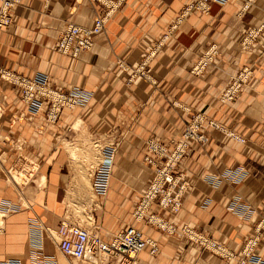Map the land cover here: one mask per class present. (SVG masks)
I'll use <instances>...</instances> for the list:
<instances>
[{"label":"crops","instance_id":"0c3cea01","mask_svg":"<svg viewBox=\"0 0 264 264\" xmlns=\"http://www.w3.org/2000/svg\"><path fill=\"white\" fill-rule=\"evenodd\" d=\"M195 1L124 0L105 35L76 59L56 47L68 23L93 26L95 11L88 0H22L14 10L12 25L0 31V70L91 97L83 108L66 109L58 123L49 124L45 101L28 106L21 92L0 78V205L18 208L0 227V260L29 263L32 219L42 224L36 235H42L44 255L58 259V227L73 204L68 195L81 191L66 165L72 160L55 147L61 135L67 147L78 125L95 144L104 137L117 140L108 195L92 213L105 241L133 225L159 244L155 255L151 247L144 250L138 264H237L134 218L153 177L154 167L145 160L147 141L154 138L171 150L191 115L202 112L246 143L226 135L211 138L204 147L192 143L176 169L179 186L187 185L181 211L172 215L155 204L149 214L179 229L188 226L239 256L264 219V0H209L206 14L190 9ZM261 27L260 37L244 49L248 30ZM213 45L216 59L194 75L193 67ZM245 67L252 69L251 79L236 101L223 105V90ZM24 168L34 175L18 183L12 171ZM235 169L245 172L240 182L211 183ZM41 178L45 182L39 185ZM239 196V204L250 207L241 215L230 209ZM260 237L257 254L264 259V229Z\"/></svg>","mask_w":264,"mask_h":264},{"label":"built area","instance_id":"2783aa9c","mask_svg":"<svg viewBox=\"0 0 264 264\" xmlns=\"http://www.w3.org/2000/svg\"><path fill=\"white\" fill-rule=\"evenodd\" d=\"M88 2L95 11L93 26L84 27L68 23L56 47L57 52L60 54L76 59L81 52L91 51L96 39L105 35L109 20L121 7L124 0H88ZM21 3L22 0H0V31L12 25L14 10ZM98 7L104 9V12L99 13ZM194 8L206 14L210 11L211 6L209 0H196L190 6V9ZM175 27L176 25L172 28ZM262 30L263 27L248 30L242 41L243 48L250 49L260 37ZM217 55V47L215 45L211 46L191 72L194 75L203 74ZM141 70L138 69L140 75L151 81V78ZM252 75L253 71L250 67L243 68L223 90L219 101L223 105L236 101ZM0 78L19 90L21 101L28 106L32 103L45 101L47 103L46 122L49 124H56L62 112L66 109L83 108L91 97L90 93L84 91L65 93L8 69L0 70ZM223 134L242 144L246 143L245 137L228 130L202 112L191 115L181 139L174 142L171 150L162 145L160 141L154 138L149 139L145 147L148 153L145 160L146 163L154 167L153 177L135 209L134 218L136 222H145L166 235L180 237L187 242L194 243L203 250L210 251L224 260H237V264H264V259L257 254V248L261 240L260 234L264 229V219L255 226V235L246 240L242 255L239 256L220 241L214 240L203 233L188 226L179 229L169 219L161 215L149 214L150 208L155 204L161 209L169 211L172 215H176L181 211L187 193V185L179 186L181 176L176 174L178 165L186 157L192 143L195 142L200 147H204L211 138ZM116 147L117 145L114 144V146L103 150V157L93 174L92 188L101 200L107 197L110 188L115 167ZM160 161L161 163H159ZM244 176L243 169H235L217 179L215 178L211 183L218 186L223 182H240ZM241 198V196L237 197L230 205V209L237 215L248 212L250 208L239 204ZM17 210L18 208L14 205H0V227L3 225V220L10 213ZM30 226L32 233L35 235L31 240L32 250L29 263H24L17 258H6L0 260V264H51V262L59 264L56 258H48L43 253L42 235H36V231L43 228L42 224L36 219H32ZM99 230V227L91 230L73 223L68 218H64L57 231L59 238L57 242L58 253L77 262H85L93 257L105 256L111 264H138L139 255L148 247H151L153 255L159 251L158 242L147 238L141 229L133 225L113 234L109 242L102 238Z\"/></svg>","mask_w":264,"mask_h":264},{"label":"rangeland","instance_id":"374dc122","mask_svg":"<svg viewBox=\"0 0 264 264\" xmlns=\"http://www.w3.org/2000/svg\"><path fill=\"white\" fill-rule=\"evenodd\" d=\"M79 109L80 108L68 109V110L75 112L78 111ZM60 120L61 119H59L57 123ZM72 134H73L72 136L68 135L69 139L71 138L73 139H71V141L68 140L67 147L66 146L64 147L63 144L64 137L62 135L57 140L58 144H56L55 147L57 152L61 153L62 151H65L69 155V161L72 160V162L70 161L66 165L68 166V169L72 170L77 185H79L78 188L76 189H79L81 191V193L79 194L76 193L74 195H68L70 199L72 198L71 202L73 204L75 202L77 203L75 205L73 204L68 205L66 218H68L73 223H76L82 227L95 230L96 226H94V219L92 213L96 208L100 207V205L102 204V200L98 196H96V194L93 191L92 188L93 174L103 157L102 150L106 146H111V145L114 146L117 140L115 141V139L111 140V139H107L109 137H104L102 143L95 144L94 142L89 141L92 138L90 134L87 133L85 129L81 128L78 125H76V127L75 126L73 127ZM69 153H71V159ZM22 166L23 165H21L20 167ZM25 170H26L25 168L23 170L20 169L13 170L12 178L16 179L18 183H23L25 181H28L33 177L34 172L25 171ZM43 182H45V179L41 178L37 183L40 185ZM58 259L60 260V264L61 262L62 264H111L109 263L110 262L109 259L105 256L98 257L94 263L90 261H86V262L73 261L64 257L59 253H58Z\"/></svg>","mask_w":264,"mask_h":264},{"label":"bare ground","instance_id":"6f19581e","mask_svg":"<svg viewBox=\"0 0 264 264\" xmlns=\"http://www.w3.org/2000/svg\"><path fill=\"white\" fill-rule=\"evenodd\" d=\"M76 127V126H75ZM110 147H112V145L111 146H106L105 148H110ZM104 148V149H105ZM103 149V150H104ZM103 150H102V152H103ZM103 156V155H102ZM98 257H93V258H91L90 260H88V261H90V262H92V263H94L95 261H96V259H97ZM86 262V261H85Z\"/></svg>","mask_w":264,"mask_h":264}]
</instances>
